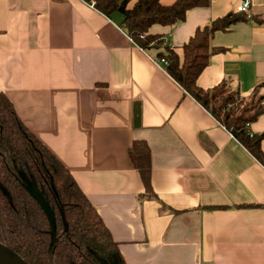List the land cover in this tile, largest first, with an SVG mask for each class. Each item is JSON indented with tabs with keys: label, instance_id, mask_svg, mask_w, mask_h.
<instances>
[{
	"label": "crops",
	"instance_id": "obj_1",
	"mask_svg": "<svg viewBox=\"0 0 264 264\" xmlns=\"http://www.w3.org/2000/svg\"><path fill=\"white\" fill-rule=\"evenodd\" d=\"M242 1L211 0L149 32L181 54L198 27ZM248 1L250 18L211 38L220 49L200 87L225 80L264 95V0ZM90 3L0 0V92L70 170L126 264H264V165L154 63L158 49L129 39L120 12ZM248 129L262 132L264 113ZM133 140L150 148L155 197L128 156Z\"/></svg>",
	"mask_w": 264,
	"mask_h": 264
},
{
	"label": "trees",
	"instance_id": "obj_2",
	"mask_svg": "<svg viewBox=\"0 0 264 264\" xmlns=\"http://www.w3.org/2000/svg\"><path fill=\"white\" fill-rule=\"evenodd\" d=\"M109 16L120 12L124 31L141 49H158L154 59L163 58L166 72L200 103L247 150L264 165L261 142L264 130L251 133L250 123L264 113V95L255 87L248 96L222 80L210 88L197 84L210 56L220 48L210 43L218 31H227L251 14L244 11L214 18L181 47V54L162 34L149 32L154 24L173 25L185 19L186 11L204 7L211 0H85ZM128 156L137 170L144 195L155 197L151 188L150 148L143 140H133ZM21 172V173H20ZM26 178L42 192L51 205L56 230L35 198L25 188ZM256 207L257 204H239ZM220 208L219 205L210 206ZM0 242L17 252L28 264H126L95 207L76 183L70 170L27 129L10 99L0 92Z\"/></svg>",
	"mask_w": 264,
	"mask_h": 264
},
{
	"label": "water",
	"instance_id": "obj_3",
	"mask_svg": "<svg viewBox=\"0 0 264 264\" xmlns=\"http://www.w3.org/2000/svg\"><path fill=\"white\" fill-rule=\"evenodd\" d=\"M139 110L135 109V123L138 124ZM23 179V178H22ZM25 182V188L35 198L42 210L44 211L51 227V232L56 230V218L54 211L45 199L42 192L36 187L35 184L31 183L26 178L23 179ZM0 264H28L17 252L7 247L0 242Z\"/></svg>",
	"mask_w": 264,
	"mask_h": 264
},
{
	"label": "built area",
	"instance_id": "obj_4",
	"mask_svg": "<svg viewBox=\"0 0 264 264\" xmlns=\"http://www.w3.org/2000/svg\"><path fill=\"white\" fill-rule=\"evenodd\" d=\"M91 6H94L93 2L90 3ZM248 7H249V1L248 0H243L237 7L236 10L237 11H244L246 13H248ZM129 39L133 42V40L129 37ZM152 60L154 61V63H156V65L160 66V67H165L167 62L165 59L163 58H157L154 59L152 58Z\"/></svg>",
	"mask_w": 264,
	"mask_h": 264
},
{
	"label": "rangeland",
	"instance_id": "obj_5",
	"mask_svg": "<svg viewBox=\"0 0 264 264\" xmlns=\"http://www.w3.org/2000/svg\"><path fill=\"white\" fill-rule=\"evenodd\" d=\"M21 173V172H20Z\"/></svg>",
	"mask_w": 264,
	"mask_h": 264
}]
</instances>
